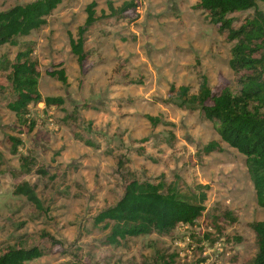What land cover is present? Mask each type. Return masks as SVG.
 Instances as JSON below:
<instances>
[{
  "label": "rangeland",
  "instance_id": "rangeland-1",
  "mask_svg": "<svg viewBox=\"0 0 264 264\" xmlns=\"http://www.w3.org/2000/svg\"><path fill=\"white\" fill-rule=\"evenodd\" d=\"M29 1L0 0V10ZM91 1L98 19L85 33L88 55L81 67L69 37H77ZM129 1L134 8L110 15L109 3L118 8ZM198 3L64 0L44 25L0 45V58L11 62L30 47L39 92L64 99L62 105L31 103L28 124H20L7 107L14 92L7 71L0 70V253L11 245L42 248L44 254L27 264L250 263L257 250L252 224L264 219V208L256 202L245 157L220 139L199 109L173 102L181 85L197 93L202 74L214 93L239 90L229 66L234 41ZM257 7L264 11L263 2ZM253 12L229 17L239 26ZM60 68L65 84L47 73ZM11 137L21 141L16 153ZM210 141L221 149L203 153ZM23 156L32 160L27 173ZM133 179L177 183L183 192L207 185L205 209L194 224H179L168 234L110 243L93 218ZM23 181L35 187L40 209L14 193Z\"/></svg>",
  "mask_w": 264,
  "mask_h": 264
},
{
  "label": "trees",
  "instance_id": "trees-1",
  "mask_svg": "<svg viewBox=\"0 0 264 264\" xmlns=\"http://www.w3.org/2000/svg\"><path fill=\"white\" fill-rule=\"evenodd\" d=\"M64 0H31L0 10V45L15 44V37L29 35L46 23V17ZM264 0H199V7L209 13L210 21L226 32L230 49L229 66L237 75L239 90L232 93L224 88L214 93L202 74L198 91L189 94L188 86L178 87L173 102L180 107L199 109L213 125L220 139L245 157V165L253 184L256 202L264 208V11L257 7ZM96 2L85 8L84 23L77 28V37L70 36V50L79 66L87 59L85 33L97 21ZM135 7L133 1L115 8L108 4L110 15H120ZM254 9L239 26L233 25L230 13ZM32 49L19 50L11 62L0 58V70L7 71V80L14 99L7 107L14 112L20 124H28L31 103L44 102L46 106L62 105L61 96H42L38 90L39 71L31 58ZM60 82L67 83L63 68L47 72ZM1 89V88H0ZM157 123L158 119H152ZM29 127L32 125L29 123ZM12 152L16 153L21 141L11 137ZM218 141L202 147L203 153L220 150ZM21 169L31 171L32 160L20 157ZM43 172L39 170V172ZM44 173V172H43ZM207 185L198 184L195 191L183 192L177 183L170 186L158 180H130L122 196L111 206L98 212L93 224L108 231L107 241L119 244L128 237L151 233L168 234L179 224H194L205 209ZM14 193L24 195L36 208H41L35 187L28 181L17 184ZM252 229L257 238V250L249 264H264V219L254 222ZM39 246H8L0 253V264H27L43 255Z\"/></svg>",
  "mask_w": 264,
  "mask_h": 264
}]
</instances>
